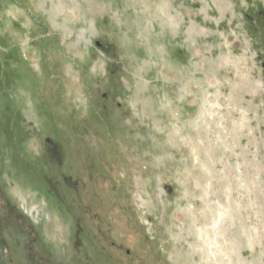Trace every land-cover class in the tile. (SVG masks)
Masks as SVG:
<instances>
[{
	"label": "rangeland",
	"instance_id": "rangeland-1",
	"mask_svg": "<svg viewBox=\"0 0 264 264\" xmlns=\"http://www.w3.org/2000/svg\"><path fill=\"white\" fill-rule=\"evenodd\" d=\"M0 264H264V0H0Z\"/></svg>",
	"mask_w": 264,
	"mask_h": 264
}]
</instances>
